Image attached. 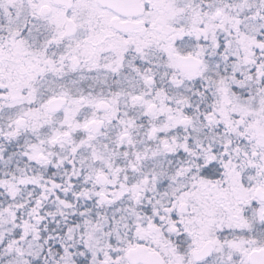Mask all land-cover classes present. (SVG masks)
<instances>
[{
	"label": "snow or ice",
	"instance_id": "snow-or-ice-1",
	"mask_svg": "<svg viewBox=\"0 0 264 264\" xmlns=\"http://www.w3.org/2000/svg\"><path fill=\"white\" fill-rule=\"evenodd\" d=\"M0 264H264V0H0Z\"/></svg>",
	"mask_w": 264,
	"mask_h": 264
}]
</instances>
